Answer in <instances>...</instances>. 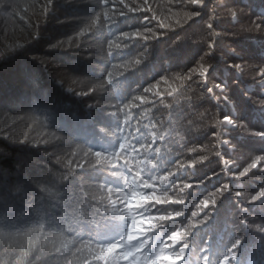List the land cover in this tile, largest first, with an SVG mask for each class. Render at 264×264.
<instances>
[{
	"label": "clouds",
	"instance_id": "1",
	"mask_svg": "<svg viewBox=\"0 0 264 264\" xmlns=\"http://www.w3.org/2000/svg\"><path fill=\"white\" fill-rule=\"evenodd\" d=\"M0 6V61L73 23L29 58L107 118L93 146L53 125L50 107L0 110V139L42 156L0 168V264H264V127L246 118L264 110V52L233 44L264 39V15L236 0ZM218 60L230 81L213 78Z\"/></svg>",
	"mask_w": 264,
	"mask_h": 264
},
{
	"label": "trees",
	"instance_id": "2",
	"mask_svg": "<svg viewBox=\"0 0 264 264\" xmlns=\"http://www.w3.org/2000/svg\"><path fill=\"white\" fill-rule=\"evenodd\" d=\"M236 2L244 4L251 10L252 14L264 15V0H236ZM25 3L26 0H18L20 12L24 11L23 5ZM62 14H71V10L62 12ZM218 26L225 30H231V26L227 23ZM72 27V22L63 25L49 24L46 29L42 30L49 34L46 38L33 43L8 59L0 61V110L19 113L33 104L38 108L50 107L53 110L51 114L53 125L58 126L70 136L90 141L93 146H104L102 138L97 139L95 125L98 122H104L107 118L95 111L86 114L83 110L82 101H77L65 94L54 84L50 76L55 74V70L50 69L46 74L35 60L29 58L30 55L43 53L44 45L50 39L66 34ZM2 34V30H0V35ZM233 44L237 50H243L246 58H259L264 52V39L258 36L241 37L234 40ZM195 54L193 50L187 52L189 58ZM49 55L55 56L57 60H65L66 56V54L56 52L49 53ZM213 72V78L221 81L224 79L230 81L234 77L232 70L226 69L224 62L219 60ZM226 72L228 73L227 76H225ZM37 74L42 77V82L40 83V90L33 94L30 92V84ZM233 94L240 103H246L241 99L238 89L234 88ZM246 118L256 127H264V110L249 108ZM247 143L250 147H259L253 141H247ZM0 148L11 153L7 157L0 153V168H7L10 171L14 170V165L19 161L31 164L34 159L42 160L38 150L12 146L2 139H0Z\"/></svg>",
	"mask_w": 264,
	"mask_h": 264
}]
</instances>
